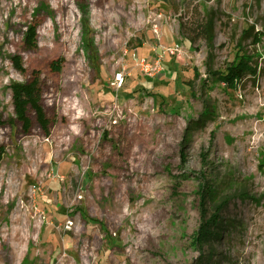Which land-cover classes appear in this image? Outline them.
<instances>
[{"label": "rangeland", "instance_id": "rangeland-1", "mask_svg": "<svg viewBox=\"0 0 264 264\" xmlns=\"http://www.w3.org/2000/svg\"><path fill=\"white\" fill-rule=\"evenodd\" d=\"M69 1L0 0V264H264V0ZM210 11L212 50L184 36ZM211 190L237 224L202 248Z\"/></svg>", "mask_w": 264, "mask_h": 264}, {"label": "trees", "instance_id": "trees-1", "mask_svg": "<svg viewBox=\"0 0 264 264\" xmlns=\"http://www.w3.org/2000/svg\"><path fill=\"white\" fill-rule=\"evenodd\" d=\"M193 3L200 2H209L210 0H189ZM167 2V1H166ZM170 4V2L168 1ZM204 16L201 18L200 22L197 25V35L194 37L188 34L184 36L191 43L194 44L195 41L203 40L206 46L212 50L214 47L215 40V26H216V16L215 14L210 12H204ZM36 35L35 29H30L28 33V38L30 40H34ZM29 42V41H28ZM208 61H211V56H209ZM252 60L243 59V57L238 61L232 63L224 72L213 73L214 78L223 83L226 87L237 90L239 84L247 77V76H255L257 74V70H254L252 67ZM53 69H60V64H53ZM13 91V103L16 110L17 117L24 122L26 126L29 125L28 120H26V112L28 108H33L36 113L38 120L40 123L45 124V118L43 113L39 107V99H38V89L36 84H15L12 87ZM208 115V114H207ZM205 114L204 116L207 117ZM207 119V118H205ZM195 127V126H194ZM206 200L209 202L211 206V217L208 219H204L202 224L197 232L194 242L197 246L205 247L211 246L214 243H217L221 240L224 235L234 229V225L237 223L229 222L223 214L228 212L229 201L226 199L220 200L219 197L215 195L214 190L207 191ZM204 198V195H203ZM254 202L258 203L257 200ZM206 213H209L206 212ZM205 213V214H206ZM213 255V254H212ZM213 263L209 256L205 260L200 262V264H211Z\"/></svg>", "mask_w": 264, "mask_h": 264}, {"label": "built area", "instance_id": "built-area-1", "mask_svg": "<svg viewBox=\"0 0 264 264\" xmlns=\"http://www.w3.org/2000/svg\"><path fill=\"white\" fill-rule=\"evenodd\" d=\"M176 51L177 49L174 51H171V53L174 54ZM138 64L141 70L143 71L144 75L147 76L148 78L154 79L162 75L164 72V68H161L160 63L158 62L151 64L145 58H140V59L138 58Z\"/></svg>", "mask_w": 264, "mask_h": 264}, {"label": "bare ground", "instance_id": "bare-ground-1", "mask_svg": "<svg viewBox=\"0 0 264 264\" xmlns=\"http://www.w3.org/2000/svg\"><path fill=\"white\" fill-rule=\"evenodd\" d=\"M59 1V3H60V6L62 7V9H65L66 8V6H68V4L70 3V1L69 0H58ZM68 27V26H67ZM65 44V43H64ZM57 48L59 47V46H62V45H55ZM69 87V86H68ZM68 89H70V87L68 88ZM69 91V90H68ZM70 113H73V110H70ZM16 239H18V241H21L22 242V238L20 237V233H16ZM16 251H17V248L16 247H14L13 248V251H12V257H13V259L15 260V259H17L18 258V256H17V254H16Z\"/></svg>", "mask_w": 264, "mask_h": 264}]
</instances>
